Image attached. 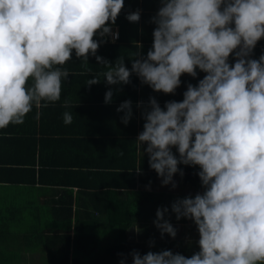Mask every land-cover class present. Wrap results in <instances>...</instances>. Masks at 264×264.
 Masks as SVG:
<instances>
[{
    "label": "clouds",
    "instance_id": "obj_1",
    "mask_svg": "<svg viewBox=\"0 0 264 264\" xmlns=\"http://www.w3.org/2000/svg\"><path fill=\"white\" fill-rule=\"evenodd\" d=\"M160 5L152 17V47L146 56L133 53L139 58L129 69L122 56L109 62L97 55L106 41L93 38H118L112 25L124 0H0V128L22 124L33 106H47L41 101L61 98L69 72L58 66L73 51L85 61L94 56L106 69L107 85L127 84L134 73L153 91L169 94L182 74L206 73L196 86L187 85L180 102L167 101L162 109L150 97L135 139L161 186H177L174 174L183 176L178 165L198 166L203 191L177 198L170 208L177 220L195 224L199 251L190 257L171 250L128 255L131 264H264V54L250 57L264 38V0H160ZM126 19L139 21V10ZM99 82L93 75L85 84ZM112 99L109 88L104 103ZM116 111L127 125L131 101ZM72 120L65 111L63 123ZM168 211L158 207L153 223L162 237L175 238Z\"/></svg>",
    "mask_w": 264,
    "mask_h": 264
},
{
    "label": "crops",
    "instance_id": "obj_2",
    "mask_svg": "<svg viewBox=\"0 0 264 264\" xmlns=\"http://www.w3.org/2000/svg\"><path fill=\"white\" fill-rule=\"evenodd\" d=\"M112 26H116L119 31L118 24ZM93 38L96 39L95 36ZM100 38L104 41L109 39L106 36ZM263 39L261 38L262 41ZM117 40L109 39V42ZM101 47L102 44L97 49V55L109 62H115L122 56L125 66L131 69L133 57L128 54L129 46L120 51ZM149 50L150 48L145 47L139 53L140 56H146ZM261 54H264V43L260 42L256 44L250 57L258 59ZM229 63H234L230 56ZM58 67L69 72L67 78H62L61 98L54 102L41 101L42 105L47 106H33L22 124H9L0 128L1 227L9 228L15 222L20 228H26L25 234L28 233L33 241L40 243L41 248L33 251L34 255L40 256L39 253L45 254L44 241L49 243V238L43 239V230L50 226L52 220L54 222L55 219L64 218L63 211L68 207L73 214L76 211L88 213L93 210L94 218H101L103 222L104 216L93 207L103 210L108 208L115 216L118 214L115 210L122 211L126 208L136 212V215L132 217L126 214L127 218L122 223L137 238L141 237V228L145 224L149 225L150 220L151 227H155V215L151 218V214H145L143 208L147 196L145 193L155 192L162 193L158 197L160 200L157 206L169 209L170 216L167 218L165 215V219L176 229L175 238L183 233L187 235L188 232H184L186 222L196 228L190 219L181 217L177 220L171 212L170 204L177 198L194 196L203 191L196 175L198 166L178 165L183 169V176L174 174L177 186L174 189L170 185L161 186L155 170L149 167L148 154L141 155L135 139L143 130L145 121L142 111L147 107L150 97L155 98L162 109L167 101L180 102L187 85L196 86L206 73L197 69L196 77L182 74L181 84L175 92L165 94L142 84L134 73L130 74L127 84L107 85L103 78L106 69L94 56H89L88 61H85L76 57L73 51L72 58ZM93 75L98 76L100 82L86 85ZM30 85L31 79L26 86ZM109 88L113 89V99L106 104L104 94ZM125 100H130L132 107V117L127 125L121 122L123 113L116 111L118 105ZM140 102L142 104L138 107ZM65 111L73 115L71 124L63 123ZM144 147L146 144L142 145L141 152ZM172 151L178 156L174 147ZM41 164H45V168L39 174L37 170ZM138 167L140 171L136 170ZM133 180L144 192L142 199L140 197L130 203L128 197L121 196L118 207L107 203V195H114V190L123 189L125 182ZM88 216L86 217L89 218ZM69 234L70 237L73 236L72 229ZM164 236L171 239L167 233ZM28 250L26 247L22 249L23 252Z\"/></svg>",
    "mask_w": 264,
    "mask_h": 264
},
{
    "label": "trees",
    "instance_id": "obj_3",
    "mask_svg": "<svg viewBox=\"0 0 264 264\" xmlns=\"http://www.w3.org/2000/svg\"><path fill=\"white\" fill-rule=\"evenodd\" d=\"M160 6V0H124V6L114 23L118 24L119 27L118 38H116V40H118L112 43L107 39L108 41L102 44L101 49L120 51L124 49V47L129 46V48H127L128 54L132 55L133 59L137 58L133 56V53L139 52L141 54L145 47L151 49L153 42L152 32L156 27L152 22V17L156 15ZM137 10L140 12L139 21H128L126 19V14ZM107 23L109 22H106V24ZM95 38L101 39L96 36ZM260 42L264 43V39L263 41L260 40ZM260 42L258 41L257 43ZM138 45L141 47L138 48ZM140 49H142L141 52ZM230 59L234 61L232 54H230ZM3 136L11 137L12 135ZM44 166L45 164H41L38 167L37 172H39V174L44 171ZM73 172L76 173L77 171ZM83 176L82 174V177ZM115 191L116 193L114 195H107L105 197L108 201L107 203H113L114 207H118L121 196L128 197V200L132 203L139 200L140 197L142 199V194H144L143 190H140L139 184L134 180L125 182L123 189H117L114 190V192ZM145 194L147 196L145 197L143 208L145 214H151L152 218L159 207L157 206L160 200L158 197L161 196L162 193L147 192ZM93 208L99 210L100 214L104 216V222L101 218H94L95 215L93 210L88 213L86 211H76L73 214L71 208L68 207L63 211L65 217L61 215L62 213H59L60 216L64 218L55 219L54 222L52 220L50 226L43 230V239L49 238V243L44 241V259L46 260V264H118L121 258H126V264H131V256H129L128 253L132 250H137L141 255L148 251L159 252L161 250H171L173 253H180L189 257V247L185 244H189L191 241L186 243L188 239L186 234L183 233L180 237L171 239L166 238L164 235L162 237L156 227H151L152 223L150 220L149 225L145 224L144 227L141 228V237L134 239L133 234L131 235L128 232L130 229L125 227V224L122 222L123 219L127 218L125 216L126 214L134 217L136 212L129 211L125 208L122 211L115 210L118 213L115 216L108 208H104V210L96 206ZM138 208L141 207L138 206ZM87 215H89V218L86 217ZM169 216L170 215L167 213L166 217L169 218ZM106 223H108V225ZM6 229L7 227L0 226V232L2 234L6 232ZM71 229L73 230L72 237H70L69 234ZM181 232H183V230ZM109 237L110 239H108ZM118 254H123V257ZM5 259H7V257L4 256L0 247V260Z\"/></svg>",
    "mask_w": 264,
    "mask_h": 264
},
{
    "label": "rangeland",
    "instance_id": "obj_4",
    "mask_svg": "<svg viewBox=\"0 0 264 264\" xmlns=\"http://www.w3.org/2000/svg\"><path fill=\"white\" fill-rule=\"evenodd\" d=\"M1 224L2 222L0 221V226ZM25 230L26 228H20L17 223L13 222L11 226L6 229L4 234L0 232V247L4 256L7 257L5 260H0V264H46L44 253H39L40 256L33 254L34 249L41 248L40 243L35 240L33 241L28 233L25 234ZM185 231L188 232L186 243L191 241V243L185 244L189 247L188 255L190 257L193 253L199 251V247L196 243L199 239V235L197 229L189 225L188 222H186ZM133 237L136 239L134 234ZM108 239H110V237ZM24 247L29 250L23 252L22 249Z\"/></svg>",
    "mask_w": 264,
    "mask_h": 264
},
{
    "label": "built area",
    "instance_id": "obj_5",
    "mask_svg": "<svg viewBox=\"0 0 264 264\" xmlns=\"http://www.w3.org/2000/svg\"><path fill=\"white\" fill-rule=\"evenodd\" d=\"M112 31L113 32H118L117 31V27L116 26H112ZM107 38H109L110 40H113V38L111 36H106Z\"/></svg>",
    "mask_w": 264,
    "mask_h": 264
}]
</instances>
